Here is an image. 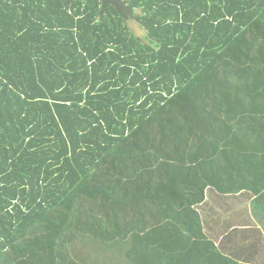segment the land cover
<instances>
[{
  "label": "trees",
  "instance_id": "16d2710c",
  "mask_svg": "<svg viewBox=\"0 0 264 264\" xmlns=\"http://www.w3.org/2000/svg\"><path fill=\"white\" fill-rule=\"evenodd\" d=\"M126 1L0 0V264H238L196 207L264 200V0Z\"/></svg>",
  "mask_w": 264,
  "mask_h": 264
},
{
  "label": "crops",
  "instance_id": "0c3cea01",
  "mask_svg": "<svg viewBox=\"0 0 264 264\" xmlns=\"http://www.w3.org/2000/svg\"><path fill=\"white\" fill-rule=\"evenodd\" d=\"M258 177L264 183V173ZM258 200V195L249 191L219 195L209 188L204 203L196 207L206 239L222 256L238 264H264V200L257 203ZM213 257L217 256L204 254L194 259L199 264H209L208 259Z\"/></svg>",
  "mask_w": 264,
  "mask_h": 264
},
{
  "label": "water",
  "instance_id": "95a60500",
  "mask_svg": "<svg viewBox=\"0 0 264 264\" xmlns=\"http://www.w3.org/2000/svg\"><path fill=\"white\" fill-rule=\"evenodd\" d=\"M110 6L115 8L117 13L122 16L125 23H129L136 19L137 11L131 8L126 0H101V11L99 15L102 16L107 12Z\"/></svg>",
  "mask_w": 264,
  "mask_h": 264
}]
</instances>
